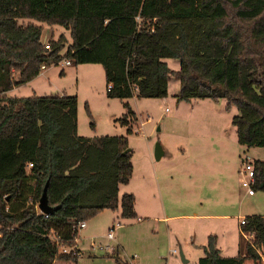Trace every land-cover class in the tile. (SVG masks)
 Wrapping results in <instances>:
<instances>
[{"label":"trees","instance_id":"trees-1","mask_svg":"<svg viewBox=\"0 0 264 264\" xmlns=\"http://www.w3.org/2000/svg\"><path fill=\"white\" fill-rule=\"evenodd\" d=\"M61 61L99 65L111 100L165 99L171 79L178 103L225 100L237 144L264 149V0H0V264L76 263V224L105 211L137 219L135 197H119L133 173L128 102L114 121L125 136L89 139L76 96L7 95ZM252 167V189L264 192V161ZM46 183L50 215L37 210ZM244 220L236 256L210 235L195 264H258L264 216Z\"/></svg>","mask_w":264,"mask_h":264},{"label":"rangeland","instance_id":"rangeland-1","mask_svg":"<svg viewBox=\"0 0 264 264\" xmlns=\"http://www.w3.org/2000/svg\"><path fill=\"white\" fill-rule=\"evenodd\" d=\"M57 35L58 31H55L54 38ZM167 63L171 70L178 69L177 62L167 60ZM61 71L63 75H60ZM178 84L174 79L169 81L168 95L164 101L134 99L121 102L105 96L104 73L99 65L73 66L61 61L41 71L31 85L10 92L9 97L20 98L33 95L77 96L79 135L89 139L125 136L126 128L114 122L123 114L122 106L125 102L130 104L139 117V121L132 128L133 134L127 137L129 150L132 152L133 173L128 185L120 189L119 197L124 193L134 195L135 206L142 221L122 220L118 213L105 211L86 222L85 228L78 230L76 247L81 254L77 262L54 264H111L112 260L108 255L112 253H118L119 257L128 262L136 256L135 262L138 264H183L178 255L169 256L168 251L175 249L177 252L181 250L187 253L192 248L191 250H195L193 255H197L201 251L195 245L206 246V233L218 236L223 257H234L237 255L239 241L235 236L238 220L234 218L226 221L222 218L206 221H188L181 218L183 220L158 223V220L150 221V217L155 215V219H158L163 209H169L170 216H264V192L254 191V197H247L249 179L247 174H242L244 167L241 163L243 157H248L251 164L254 160L264 161V149L246 150L236 144L235 128L231 125V119L237 115V111L235 108L226 110L225 100L178 103ZM209 121H213L215 127H220L223 134L231 135V138L228 137L226 144L221 146V173L216 174L217 177L220 176L219 183L214 185L207 182L204 186L199 179L187 181L182 174V166L198 164L197 158L188 162L189 164L183 162L186 159L185 150L190 148L187 146L188 142L191 147H201L205 153L206 147L211 146L205 128ZM220 141L221 144L222 140ZM156 145L166 152L159 161L154 159ZM148 152L152 158L151 167L148 165ZM202 167L207 173L211 168L208 164ZM149 168L154 169L159 180L156 185L149 171L151 179L147 183L149 187L146 191L140 184L139 175L141 171ZM195 169L196 172L199 170L197 167ZM214 201L230 202L229 206H219L228 210L214 206ZM109 233L112 234V240L107 239ZM106 246L107 251L104 250ZM244 264L253 263L246 261ZM258 264L264 263L259 261Z\"/></svg>","mask_w":264,"mask_h":264},{"label":"crops","instance_id":"crops-1","mask_svg":"<svg viewBox=\"0 0 264 264\" xmlns=\"http://www.w3.org/2000/svg\"><path fill=\"white\" fill-rule=\"evenodd\" d=\"M54 28V29H53ZM52 29L53 30H55V31H58V35H60L61 33H62V31H61V29H58V27H53ZM46 28H44V30H45ZM49 29H51V28H47L45 31H46V34H45V31H43V35H42V39H43V37H47L48 38V36H49ZM57 29V30H56ZM44 71V70H43ZM41 74V73H40ZM40 74H39V76H40ZM38 76V77H39ZM38 77H36L34 80H32L31 82H29V83H27L25 86H28V85H31ZM25 86H22V87H25ZM22 87H19V88H22ZM177 88L179 89V84H178V86H177ZM16 89H18V88H13L11 91H9L8 92V94L7 95H9L10 94V92H13V91H15ZM106 96V95H105ZM77 97V96H76ZM167 98V97H166ZM165 98V99H166ZM134 99H136L135 97H133V98H131V99H129V101H132V100H134ZM161 101H164V99H161ZM130 105V104H129ZM131 107V106H130ZM132 109V108H131ZM133 111V110H132ZM134 112V111H133ZM134 114H135V116H136V119H137V122L139 121V117H138V115L134 112ZM148 121V120H147ZM136 122V123H137ZM142 124V123H141ZM205 128H206V132L209 134L208 136H206V137H208L209 139L208 140H210V141H208L210 144H211V146L210 147H206V153L202 150V148L201 147H198L199 146V144L197 145V147L198 148H195V147H191V145H190V142H188V147H190V148H187V151L185 150V161H183V162H186V164H189L190 163V161L192 162L193 161V159L194 158H197V161H198V164L197 165H192V163L190 164V165H188L189 167H186L185 165L184 166H182V174H183V176H184V178L187 180V181H189L190 182V180L191 179H199V181H201L202 183H204V186H205V184L207 183V182H212V184H218L219 182H218V180L220 179L219 177H217V173H218V175L221 173V171H220V164H221V162H220V160H221V158H222V156H221V152H220V150H221V146H222V144L223 145H225L226 144V142L228 141V140H226L228 137L229 138H231L230 136L231 135H229V136H227L226 134H223V132H222V129L220 128V127H215V125H214V123H213V121H209V122H207V126H205ZM77 132H78V135H79V131L77 130ZM227 137H226V136ZM80 136V135H79ZM220 140H222V143L220 144ZM235 140H236V144H237V139H236V134H235ZM229 145L231 146V144L229 143ZM238 145V144H237ZM237 147V146H236ZM242 149H244L245 147H241ZM147 149H148V147H147ZM182 150H183V148H182ZM162 151H163V156H165V154H166V152L164 151V149L162 148ZM153 154V153H152ZM239 155V154H238ZM148 156H149V152H148ZM162 156V157H163ZM161 157V158H162ZM160 158V159H161ZM151 156H149L148 158H147V160H148V165H149V167H151L150 166V161H151ZM157 161V160H156ZM159 161V160H158ZM189 162V163H188ZM206 164H208L211 168H210V170H209V172L207 173V171L205 170V169H203V167L202 166H204V165H206ZM197 167V168H199V170L196 172V169H195V167ZM149 171H151V174H152V176L154 177V178H152V179H154V181L156 182V185H157V181L159 180V178L156 176V174H155V171H154V169L153 168H149V170L148 169H146V170H144V171H141L140 172V175H139V181H140V184H141V186H142V188H144L146 191L148 190V187L149 186H147V183L150 181V179L151 178H149L150 176V174H149ZM193 176H194V178H193ZM131 180V179H130ZM130 182V181H129ZM128 185V184H127ZM127 185H124V186H120V188H119V192H120V189H122V187H126ZM184 186H185V184H184ZM158 189H159V193L161 194V189L159 188V186L157 187ZM129 194V193H128ZM133 195V194H132ZM134 196V195H133ZM247 197H254V195L253 196H248V194H247ZM136 203V202H135ZM229 204H230V202H228V203H224V202H222V201H218V202H213V205L215 206H225V205H228L229 206ZM221 207H219V209L221 208ZM134 209H135V213H136V215H137V221H142V219L141 218H139V213H138V210L136 209V206H134ZM222 210H228V209H226V208H221ZM111 212V211H110ZM112 213H118V215H119V212H112ZM168 213H170V211H169V209H163L162 210V213H161V216L158 218V219H155L156 217H155V215H153V217H150V221H152V222H155L156 220H158V223H169V222H171V221H176V220H183V219H181V218H184L185 220H188V221H196V219H198V220H212V219H214V218H222V219H225L224 221H226V220H229L230 218H234L235 220H238V227L236 228V234L237 235H235L236 236V240L238 241L237 242V249H236V251H237V253L240 251V231H239V225H240V221L242 220V219H245L246 217H238V216H236V215H233V216H229V215H223V216H212V215H182V216H170V215H168ZM171 214V213H170ZM253 216H256V215H253ZM248 217H250V216H248ZM211 218V219H210ZM126 221H132V220H126ZM86 227V226H85ZM113 227V226H112ZM210 235H212V234H210V233H206L204 236H205V238L207 239ZM216 237V248L219 250V252H220V254H222L221 252H222V247L220 246V244H219V240H218V236H215ZM204 239V238H203ZM76 241L77 240H75V243H76ZM193 245H195V244H193ZM192 245V246H193ZM196 247H199L200 248V251L201 252H198V254L197 255H193V252L195 251H193V250H191V249H188V252L187 253H185V251H181V250H179V252L177 253V255L180 257V260L182 261V258H181V255L180 254H182L183 255V257H184V259L186 260V264H195V263H197V261L200 259V258H202L203 257V247H205L204 245H201V244H199V245H195ZM77 248V247H76ZM78 250V249H77ZM172 249H170L169 251H168V254H169V256L171 255L170 254V251H171ZM197 253V252H196ZM81 254V253H80ZM194 254H195V252H194ZM222 256V255H221ZM182 263L183 264H185L183 261H182ZM112 264V263H111Z\"/></svg>","mask_w":264,"mask_h":264},{"label":"built area","instance_id":"built-area-1","mask_svg":"<svg viewBox=\"0 0 264 264\" xmlns=\"http://www.w3.org/2000/svg\"><path fill=\"white\" fill-rule=\"evenodd\" d=\"M48 45H49V43H44V47L47 49L48 48ZM69 63L66 61V65H68ZM43 68V67H42ZM109 88H110V86H109ZM241 163H242V166L244 167L243 168V171H242V174L243 175H245V174H247V178L249 179V183H248V186H247V194H248V196H253L254 195V191H253V189H252V185H253V177H254V175H253V167H252V164H251V162H250V159L248 158V157H243L242 158V160H241ZM32 165H29V167H31ZM244 222H245V220L244 219H242L241 221H240V224L241 225H243L244 224ZM85 226H86V224L84 223V222H80V223H78V224H76L74 227H73V231L74 232H78V230H80V229H83V228H85ZM117 226V225H116ZM113 228H114V226L111 228V230H113ZM112 234L111 233H109L108 235H107V239L108 240H112ZM56 239L57 238H55V241H56ZM104 250L105 251H107L108 250V246H106L105 248H104ZM63 252H66V250H63ZM177 250H175V249H172L171 251H170V254L171 255H177ZM257 253H258V255H259V258H260V261L261 262H263L264 263V250H263V248L262 247H258L257 248ZM136 261V256H133L132 258H131V261H129V264H138L137 262H135Z\"/></svg>","mask_w":264,"mask_h":264},{"label":"water","instance_id":"water-1","mask_svg":"<svg viewBox=\"0 0 264 264\" xmlns=\"http://www.w3.org/2000/svg\"><path fill=\"white\" fill-rule=\"evenodd\" d=\"M162 156H163V152L161 150V147L159 145H156L155 150H154V159L158 161L160 160ZM47 186H48V183L45 184L42 190V194L39 199L38 205H37V209L42 215H50L54 211L48 206V203H47V194H46ZM180 255H181L182 261L186 264L187 262L184 259L183 255L182 254Z\"/></svg>","mask_w":264,"mask_h":264}]
</instances>
